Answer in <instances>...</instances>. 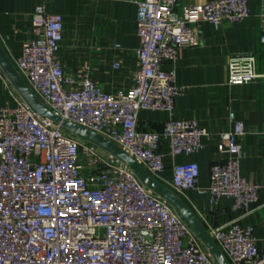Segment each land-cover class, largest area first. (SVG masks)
<instances>
[{
	"label": "built area",
	"instance_id": "obj_1",
	"mask_svg": "<svg viewBox=\"0 0 264 264\" xmlns=\"http://www.w3.org/2000/svg\"><path fill=\"white\" fill-rule=\"evenodd\" d=\"M178 2L138 3L139 69L127 93L104 92L89 79L88 68L73 86L57 60L62 16L48 13L43 4L32 15L34 37L15 61L20 77L48 110L115 144L156 180L165 172L163 141L177 157L202 150V139L210 137L195 120L170 119L160 132L139 130L141 111L172 115L186 90L163 65L174 64L179 49L200 45V24L219 28L252 15L247 0H211L180 11ZM261 18L264 46V7ZM259 78L254 56L230 61L229 85ZM0 82L17 103L0 107V264H217L182 216L126 164L43 120L1 67ZM229 120L231 131L219 135L225 160L211 166L209 186L199 189L197 163L174 166L170 186L178 195L198 190L210 205L231 199L238 218L208 233L229 264H264L255 227L240 224L255 210L261 187L241 176L246 131L234 113Z\"/></svg>",
	"mask_w": 264,
	"mask_h": 264
},
{
	"label": "crops",
	"instance_id": "obj_2",
	"mask_svg": "<svg viewBox=\"0 0 264 264\" xmlns=\"http://www.w3.org/2000/svg\"><path fill=\"white\" fill-rule=\"evenodd\" d=\"M141 1L144 0H0V46L15 67L23 45L34 37L33 12L43 4L48 13L62 16L63 41L57 60L73 80V86L78 87L81 72L88 68L89 79L104 92L127 93L134 87L139 69L136 18ZM208 1L211 0H179L178 10ZM247 1L252 12L248 20L238 24L224 22L219 28L200 24V45L179 49L176 62L163 65L164 69L175 71L177 85L186 90L176 99L172 115L141 111L138 128L160 132L170 119L197 121L210 133V137L202 139L203 149L172 157L168 142L163 141L165 172L157 181L175 193L170 186L173 167L197 163L200 168L198 187L206 189L211 166L225 160L219 135L231 131L229 115L234 113L246 131L242 141L241 176L261 187L255 210L240 219V224L255 227L258 248L264 250V46L260 43L264 3L263 0ZM247 55L255 57L256 73L261 78L246 85H229L230 61ZM6 105L15 108L17 103L0 82V107ZM176 195L207 232L238 218L229 198L210 205L207 195L198 190Z\"/></svg>",
	"mask_w": 264,
	"mask_h": 264
},
{
	"label": "water",
	"instance_id": "obj_3",
	"mask_svg": "<svg viewBox=\"0 0 264 264\" xmlns=\"http://www.w3.org/2000/svg\"><path fill=\"white\" fill-rule=\"evenodd\" d=\"M0 66L5 72L6 76L10 79L12 85L21 95L26 103L43 119L52 123L56 127H60L63 131L73 136L84 139L88 142L95 144L97 147L104 149L110 155L116 157L121 162L126 164L140 179V181L152 192L165 199L190 225V227L196 232L204 246L215 260L217 264H229L224 257L220 249L212 240L210 234L204 229L202 224L198 221L191 210L186 204L170 189L166 188L156 179H154L149 173L132 157L125 153L115 144L111 143L102 136L93 133L92 131L63 121L57 117L53 112L48 110L41 101L32 93L27 84L20 77L14 65L8 59L0 46Z\"/></svg>",
	"mask_w": 264,
	"mask_h": 264
},
{
	"label": "rangeland",
	"instance_id": "obj_4",
	"mask_svg": "<svg viewBox=\"0 0 264 264\" xmlns=\"http://www.w3.org/2000/svg\"><path fill=\"white\" fill-rule=\"evenodd\" d=\"M11 88H12V87H11ZM97 149H98L99 154H101V155H105V156H108V155H109V153L106 152L104 149H102V148H100V147H97Z\"/></svg>",
	"mask_w": 264,
	"mask_h": 264
}]
</instances>
